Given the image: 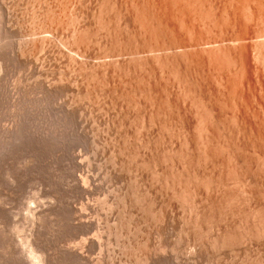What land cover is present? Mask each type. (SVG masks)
<instances>
[{
    "label": "rangeland",
    "instance_id": "obj_1",
    "mask_svg": "<svg viewBox=\"0 0 264 264\" xmlns=\"http://www.w3.org/2000/svg\"><path fill=\"white\" fill-rule=\"evenodd\" d=\"M62 1L0 0V20H2L0 21V264H32L35 258L36 261L37 258L46 259L47 264H249L256 260L264 264V233L259 235V239L242 241L233 248L212 249L206 244L202 246L198 240L196 243L192 229L189 228L191 225H187L191 217L188 207L173 197L172 187L165 186L164 181L160 179V175L165 171V174H168L172 170V161L178 163L175 159L180 151L187 150L184 142L189 145L187 147L190 152L194 151L190 153L194 155L191 156L193 159L199 155V149L196 150L198 139L196 137L200 126L199 105L196 107V104L191 102L192 96L191 98L189 94L187 96L184 89L185 84L189 85L191 82V77L193 80L198 79L203 88L205 86L204 89L209 91L214 108L216 107L215 114L218 117L217 122L214 123H217L215 125L218 128L215 129L213 140L221 144L228 143L230 137L232 140L235 139L233 140L235 144L248 140V138L244 140L246 137L242 138L241 133L234 131L233 126L242 119L236 116L237 113L239 116L242 113L241 116L247 123H251L252 132L260 129V136L264 138V0H188V2L177 0V3L175 0H168L169 3L166 1L168 4H164V0V3L159 0L162 5L164 4L163 8L168 7L167 9L171 11L170 20L177 18L176 14L181 11L177 15L180 21L177 19L171 21L175 25L177 42L181 41L178 44L188 48L184 51L180 50V54L178 51L174 54L178 53L177 60L182 64L179 68L181 66L186 68L188 64L183 65V63L186 60H189L186 63H191V59L192 65L189 64L183 69L196 70L189 71L191 77L188 74L186 77L184 74L183 76L182 73L186 71H179L176 64L173 68H178L174 70L179 71V74L181 72V76L174 75L171 71L173 69L171 66L174 64L171 63L170 66V62L168 64L165 60L162 67L163 64H159L163 62L160 55L164 57L159 50H156L154 55L155 51L145 49L146 54H144L141 48L142 55L139 50L141 47L139 39V42L136 40L138 43L135 41V45L139 44L138 55L141 54L143 57L141 58L143 62L138 61L141 65L138 62L139 66L135 64V58L131 54L127 55L122 51L124 57L119 55L115 47L118 43L114 45L115 43H112L114 41L110 42L112 36L107 35L108 32L112 34V28L115 26L111 28V24H108L110 27H101L96 18L101 0ZM177 10L179 12H175ZM161 11H165L162 6ZM53 12L60 13L61 18L58 15L59 19L51 18L56 17L52 15ZM69 12H74V15L77 12L76 16L79 12V15L83 12L81 17L78 16L79 23L77 19L76 24L71 22V25L68 24L67 18L72 15L69 16ZM122 14L126 15L123 11ZM123 16L120 15V23L127 18ZM73 25L75 28L84 26L83 28L89 32L96 30L97 34L87 40L88 42H84L86 45L82 43L76 46L71 34L75 29ZM122 26L118 31L126 30L125 26L122 30ZM39 39L40 41L43 39L42 43ZM31 42L34 45L33 43L30 45ZM132 47L136 48L134 44ZM104 48L108 51L106 52ZM98 50L106 52L105 56L107 55L106 58L110 60L102 55L103 51L101 54ZM127 51L130 50L127 48L125 52L128 53ZM153 55L157 58V62L154 57L150 58ZM233 55L235 57L239 55L240 59L236 58L238 62L241 57L243 58L240 66L238 62L236 65L234 63L230 65L231 61L226 62L229 60L228 56L232 59ZM101 59L102 61L106 59L108 63L100 64L101 61H98ZM95 64L98 65L97 69L94 67ZM114 64L121 65V68H116ZM166 66L171 67V70ZM90 69L93 70L94 76L99 72L97 76L88 73ZM180 77H185V83L182 82L183 78L180 82ZM146 85L154 89L155 100L152 99L153 97H147L146 92L142 91L147 88ZM234 115L238 119H235L236 123ZM236 126L238 128V123ZM229 131L234 134L231 135ZM235 134L238 137L234 138ZM236 139L240 143L236 142ZM258 140L257 143L253 141L254 146L260 144L259 150L264 151V143H260L262 139ZM258 145L257 148H260ZM254 149L251 148L256 153L250 149H248L250 152L246 150L249 157L246 156L253 161L251 169L257 168L254 167L257 166L255 160H258L257 158L262 160L260 157L264 154ZM222 152L219 157L217 156L220 160L214 164L216 166L204 162L207 164L205 165L202 161L197 163L198 166L195 165L196 160H193L197 172L199 171V174L202 172L204 175L212 173L213 177L220 175L222 179L228 178L227 172H231L230 161L226 157V152ZM251 152L261 156L255 158ZM168 157L172 161L170 158L167 159ZM153 158L156 164L154 167L150 165V160L153 161ZM200 163L205 165H202L204 168ZM147 164L150 165V170ZM178 164V168L181 169V164ZM153 168L159 175L157 180ZM251 169L248 174L251 172L254 174L255 170ZM258 170L261 169H256L257 178L262 175ZM249 176L256 179L255 174ZM228 179H224L225 182H229L224 184L225 187H221H224L223 190L220 188L222 194L234 193L237 189L234 182L231 184ZM257 180L260 183L259 178ZM259 183H257L259 186L262 185ZM261 187V189L256 188L262 191L263 185ZM168 188L171 190L169 191ZM134 196L135 198L141 196L138 197L141 199L145 197L146 202L150 200L151 205H154L153 213L163 206L169 213H166L165 218L164 216L161 219L154 218L153 213L151 215L147 211H142L144 207L140 203L137 204L139 201L134 199ZM237 199L242 206L239 196ZM235 200V204L232 205L239 209L240 205ZM241 206L240 208L244 207ZM235 216L228 215L224 222L218 223L220 227L214 226L211 232L217 233L218 230L221 232L225 225L238 224L242 217ZM235 218L236 220H233Z\"/></svg>",
    "mask_w": 264,
    "mask_h": 264
},
{
    "label": "bare ground",
    "instance_id": "obj_2",
    "mask_svg": "<svg viewBox=\"0 0 264 264\" xmlns=\"http://www.w3.org/2000/svg\"><path fill=\"white\" fill-rule=\"evenodd\" d=\"M64 1V0H63ZM62 1V2H63ZM80 1V0H79ZM86 1V0H85ZM92 1V0H91ZM159 1V0H158ZM158 1H155V0H101L100 2H99V12H98V14L96 15L97 17V19L99 20H97L98 21V23L100 24V26L101 27H105V28H107V27H110L108 24H111V28H112V26H115V27H113L112 29V34H111V32H110V34H109V32L107 33V35H109L108 37H110V36H112V38H111V41L110 42H112V41H114V42H112V43H115L114 45H116L117 43V45L119 46L118 48H117V45L115 46L116 47V49L118 50V53H120L119 55H122V51H124L123 53H125V54H131V56L132 57H134L135 58V61H136V63L135 64H137V62L139 61L140 63H141V61H142V59L141 58H143L142 56H141V54L140 55H138L139 53H140V51L142 50L141 48H143V51H144V54H146L145 53V49H147L148 51H155V53H154V55L156 54V50H159V52H160V54H163V57L164 58H162V55H160V57H161V59L163 60V62L161 63H159V64H163L162 65V67H164V60L166 61V63L168 62V64H169V62H170V66H171V63H173L174 65L173 66H171L172 68L175 66V64H176V66H178V68H179V66H180V64H181V62L180 61H178L177 59H179V57H178V53L180 52V50H182L183 49V51L185 50V49H187L188 47H184L185 45H180V44H178V42H177V38H176V30H175V25H174V23H172V21H174L175 19H177L178 18V14L181 12H179V10H177V11H175V12H179L178 14H176V17L177 18H175V19H169V15H171V11L169 10V9H167L168 7H166V9H165V7L163 8V5L164 4H168L169 2H168V0H164L165 1V3L163 2V0H162V2L164 3L163 5H162V3H161V1H159V3H161V5L158 3ZM168 3H167V2ZM170 1V0H169ZM176 1V3H177V0H175ZM182 1V0H181ZM185 1V0H184ZM187 2H188V0H186ZM207 1V0H206ZM210 1V0H209ZM263 1V0H262ZM67 2V1H66ZM69 3H70V1H68ZM73 2V1H72ZM203 2V4H204V1H202ZM96 3V2H95ZM173 3V2H172ZM175 3V2H174ZM179 3V2H178ZM181 3V2H180ZM179 3V4H180ZM184 3V2H183ZM183 3H181V4H183ZM210 3V2H209ZM208 3V4H209ZM33 4V3H32ZM58 4V3H57ZM61 4V3H60ZM171 4V3H170ZM186 4V3H185ZM212 4V3H211ZM59 5V4H58ZM64 6H65V3L63 4ZM67 5V4H66ZM69 5V4H68ZM78 5V4H77ZM175 5V4H174ZM161 6H162V9H164L165 11H161ZM165 6H168V5H165ZM178 6V5H177ZM199 6V5H198ZM201 6V5H200ZM255 6V5H254ZM53 7V6H52ZM66 7V6H65ZM182 7V6H181ZM189 7V6H188ZM195 7V6H194ZM202 7H204V6H202ZM208 7H209V5H208ZM54 8V7H53ZM57 8V7H56ZM172 8H173V6H172ZM176 8V7H175ZM178 8H179V6H178ZM183 8H185V7H183ZM196 8V7H195ZM198 8V7H197ZM205 8V7H204ZM203 8V9H204ZM211 8V7H210ZM226 8V7H225ZM62 9V8H61ZM66 9V8H65ZM70 9V8H69ZM78 9V8H77ZM92 9V8H91ZM180 9V8H179ZM209 9V8H208ZM212 9V8H211ZM50 10H51V8H50ZM79 10H81L82 11V9H80L79 8ZM52 11V10H51ZM67 11V10H66ZM72 11V10H71ZM122 11H123V13H124V15L125 16H123V14H122ZM183 11V10H182ZM200 11V10H199ZM218 11H219V9H218ZM46 12V11H45ZM50 12V11H49ZM48 12V13H49ZM94 12V11H93ZM92 12V13H93ZM96 12V11H95ZM185 12V11H184ZM202 13H203V10L201 11ZM211 13H212V11H210ZM1 13V12H0ZM63 13V12H62ZM74 12H72V13H68L69 14V16H70V14H72L69 18H67V16L65 17V18H67L68 20L67 21H69V23L68 24H70L71 25V23L72 24H76V20H77V23H79V21H80V17H81V15H82V13H81V15H79V13L77 14L78 16H80V17H78V16H76V13L77 12H75V15L73 14ZM111 13H112V15H111ZM205 13H206V10H205ZM50 14V13H49ZM59 14L60 13H52V15L53 16H55L56 15V17H51V18H54V20L56 19V18H58L57 17V15L59 16ZM109 14V15H108ZM184 14V13H183ZM67 15V14H66ZM120 15H122L123 17H126L127 16V18H122V19H124V24H122V21H121V23L119 22L120 21ZM43 16H44V14H43ZM48 16V15H47ZM46 16V17H47ZM61 16V15H60ZM59 16V18H61ZM85 16V15H84ZM93 16V15H92ZM174 16V15H173ZM172 16V17H173ZM182 16V15H181ZM185 16V15H184ZM183 16V17H184ZM201 16V15H200ZM210 16H212V15H210ZM209 16V17H210ZM217 16V15H216ZM233 16V15H232ZM78 17V18H77ZM83 17V16H82ZM223 17V16H222ZM8 18V17H7ZM33 18V17H32ZM45 18V17H44ZM58 18V19H59ZM63 18H64V16H63ZM85 18V17H84ZM95 18V17H94ZM181 19H184V18H182V17H180ZM179 18V19H180ZM186 18V17H185ZM212 18V17H211ZM230 18V17H229ZM235 18V17H234ZM47 19V18H46ZM82 19V18H81ZM91 19V18H90ZM93 19V18H92ZM210 19V18H209ZM223 19V18H222ZM221 19V20H222ZM228 19V18H227ZM226 18H225V20H227ZM60 20H62V19H60ZM178 20V19H177ZM176 20V21H177ZM224 20V19H223ZM0 21H2V20H0ZM6 21V20H5ZM39 21V20H38ZM86 21V20H85ZM90 21V20H89ZM178 21H180V20H178ZM182 21V20H181ZM229 21V20H228ZM58 22H59V20H58ZM64 22V21H63ZM71 22V23H70ZM183 22V21H182ZM212 22V21H211ZM9 23V22H8ZM8 23H7V25H8ZM46 23V22H45ZM60 23V22H59ZM65 23V22H64ZM92 23V22H91ZM114 25H113V24ZM204 23V22H203ZM238 23V22H237ZM43 24V23H42ZM51 24V23H50ZM120 24H121V26L122 25H124L125 26V29L126 30H124V26H122L123 28H121L122 30H124V32L123 31H118V29L121 27L120 26ZM182 24V23H181ZM226 24V23H225ZM1 25V24H0ZM5 25V24H4ZM3 25V26H4ZM45 25V24H44ZM79 25V24H78ZM87 25V24H86ZM107 25V26H106ZM216 25V24H215ZM229 25V24H228ZM41 26V25H40ZM59 26V25H58ZM74 26V28H75V25H73ZM77 26V25H76ZM99 26V25H98ZM182 26V25H181ZM195 26V25H194ZM221 26V25H220ZM225 26V25H224ZM232 26V25H231ZM6 27V26H5ZM84 27V26H83ZM83 27H79V28H73L74 29V31H72V36L74 37H72V36H70V37H72L74 40H73V42H76V46H77V44H82V43H84V42H86L87 40H90V39H92V37H93V35L94 34H97V33H95L96 32V30H95V32H89V30H87V29H85V28H83ZM96 27V26H95ZM100 27V28H101ZM185 27V26H184ZM237 27V26H236ZM10 28V27H9ZM82 28V29H81ZM220 28V27H219ZM218 28V29H219ZM3 29V28H2ZM5 29V28H4ZM96 29V28H95ZM98 29V28H97ZM102 29V28H101ZM110 29V28H109ZM225 29V28H224ZM228 29V28H227ZM240 29V28H239ZM243 29V28H242ZM94 30V29H93ZM182 30V29H181ZM110 31V30H109ZM194 31V30H193ZM106 32H107V30H106ZM8 33V32H7ZM11 33V32H10ZM183 33V32H182ZM216 33V32H215ZM239 33V32H238ZM237 33V34H238ZM180 34V33H179ZM4 35V34H3ZM11 35V34H10ZM106 35V34H105ZM106 35V36H107ZM230 35H232V34H230ZM242 35V34H241ZM6 35H4V37H5ZM106 36H104V37H106ZM7 37V36H6ZM94 37H95V35H94ZM195 37V36H194ZM231 37V36H230ZM40 38V37H39ZM43 38H45V37H43ZM71 38V39H72ZM228 38V37H227ZM234 38V37H233ZM235 38H236V36H235ZM3 39V38H2ZM36 39V38H35ZM94 39V38H93ZM105 39V38H104ZM108 38H106V40H107ZM113 39V40H112ZM138 39H139V41H138ZM239 39V38H238ZM9 40V39H8ZM45 40V39H44ZM48 40V39H47ZM140 43V45H141V47H139V44L137 45V41ZM178 40H179V38H178ZM181 40V39H180ZM228 40V39H227ZM30 41H32V40H30ZM33 41H34V39H33ZM39 41H40V39H39ZM38 41V42H39ZM41 41H43V39L41 40ZM40 41V42H41ZM135 41L137 42L136 43V45H135ZM261 41H262V39H261ZM3 42V41H2ZM88 42V41H87ZM96 42V41H95ZM100 42V41H99ZM108 42V41H107ZM181 42V41H180ZM179 42V43H180ZM234 42H236V41H234ZM4 43V42H3ZM25 43V42H24ZM33 42H31L30 43V45L32 44ZM36 43V42H35ZM42 43V42H41ZM90 43V42H89ZM111 43V44H112ZM256 43V42H255ZM262 43H263V41H262ZM261 43V44H262ZM75 44V43H74ZM85 44V43H84ZM83 44V45H84ZM108 44V43H107ZM110 44V45H111ZM133 44H134V46H136V48L134 49L132 46H133ZM187 44V43H186ZM199 44V43H198ZM258 44V43H257ZM4 45V44H3ZM24 45V44H23ZM32 45H34V43L32 44ZM40 45V44H39ZM38 45V46H39ZM86 45V44H85ZM100 45V44H99ZM113 45V44H112ZM188 45V44H187ZM193 45V44H192ZM233 45V44H232ZM29 46V45H28ZM36 46H37V44H36ZM121 46V47H120ZM246 46V45H245ZM33 47V46H32ZM83 47V46H82ZM111 46H109V48H110ZM138 47H139V50L140 51H138ZM203 47V46H202ZM263 47V46H262ZM25 48V47H24ZM28 48V47H27ZM86 48V47H85ZM84 48V49H85ZM88 48V47H87ZM103 48V47H102ZM106 48V47H105ZM105 48H104V50H105ZM112 48V47H111ZM114 48V47H113ZM127 48L131 51H134V52H132L131 51V53H130V51L128 52V53H126L125 51L127 50ZM131 48H133V49H131ZM207 48V47H206ZM218 48V47H217ZM234 48V47H233ZM23 49V48H22ZM29 49V48H28ZM27 49V50H28ZM108 49V48H107ZM115 49V50H116ZM193 49V48H192ZM208 49V48H207ZM230 49H232L231 47H230ZM261 49V48H260ZM19 50V49H18ZM26 50V49H25ZM26 50V51H27ZM86 50V49H85ZM111 50V49H110ZM198 50V49H197ZM211 50V49H210ZM30 51V50H29ZM99 51V50H98ZM103 50H101V52H102ZM106 51V50H105ZM108 51V50H107ZM106 51V52H107ZM120 51V52H119ZM143 51H141V53L143 52ZM148 51H146V52H148ZM178 51V53L175 55L174 53H176ZM193 51V50H192ZM231 51V50H230ZM5 52V51H4ZM100 52V51H99ZM100 52V53H101ZM104 52V51H103ZM106 52H104V54H102L105 58L106 57H108L107 55L105 56V54H106ZM112 51H110V53H111ZM114 52H117V51H114ZM158 52V51H157ZM158 52V53H159ZM162 52V53H161ZM165 52V53H164ZM216 52V51H215ZM228 52V51H227ZM258 52V51H257ZM261 52V51H260ZM31 53V52H30ZM96 53V52H95ZM109 53V54H110ZM157 53V54H158ZM167 53V55H164V54H166ZM181 53V52H180ZM179 53V54H180ZM199 53V52H198ZM197 53V54H198ZM21 54V53H20ZM63 54V53H62ZM99 54V53H98ZM117 54V53H116ZM184 54H187V53H184ZM183 54V55H184ZM211 54V53H210ZM246 54V53H245ZM16 55V54H15ZM14 55V56H15ZM110 55H112V54H110ZM114 55V54H113ZM124 55V54H123ZM122 55V57H124ZM126 55V56H127ZM142 55H143V53H142ZM147 55H150V54H147ZM151 56L150 58H152V57H154L155 58V56ZM202 55V54H201ZM241 55V54H240ZM40 56V55H39ZM125 56V57H126ZM130 56V57H131ZM139 56H141V57H139ZM21 57V56H20ZM31 57V56H30ZM101 57V56H100ZM144 57H145V55H144ZM156 57H157V55H156ZM160 57H158V58H160ZM232 57V56H231ZM241 57V56H240ZM257 57V56H256ZM11 58V57H10ZM102 58V57H101ZM111 58V57H110ZM127 58V57H126ZM186 58V57H185ZM192 59H194V57H191ZM223 58V57H222ZM234 58V59H233ZM236 58H239V55H238V57H235V55H233V57H232V59L231 58H229V56H228V61H226V62H229L230 63V61H231V63H230V65H232V63H234L235 65H236V62H238L237 60L238 59H236ZM28 59V58H27ZM63 59V58H62ZM100 59V58H99ZM107 59V58H106ZM106 59H105V61H102V59L101 60H99L98 62H100L101 61V63L100 64H105L104 62H106ZM109 59V58H108ZM107 59V60H108ZM128 59H129V57H128ZM127 59V60H128ZM186 59H189V58H186ZM185 59V60H186ZM210 59V58H209ZM225 59H227V58H225ZM240 59V58H239ZM242 57H241V60H239V66H240V61H242ZM10 60V59H9ZM23 60V59H22ZM39 60V59H38ZM74 60V59H73ZM110 60V59H109ZM117 60V59H116ZM124 60V59H123ZM122 60V61H123ZM131 60V59H130ZM155 60H156V62H157V58H155ZM160 60V59H159ZM168 60H170V61H168ZM185 60H184V62H185ZM202 60V59H201ZM216 60V59H215ZM111 61H113V60H111ZM118 61V60H117ZM132 61H133V58H132ZM131 61V62H132ZM182 61V60H181ZM189 61V60H188ZM187 60H186V62H188ZM204 61V60H203ZM249 61V60H248ZM116 62V61H115ZM115 62H113V63H115ZM124 62V61H123ZM134 62V61H133ZM138 62V63H139ZM143 62V61H142ZM183 62V61H182ZM183 63V65H186V64H191L192 63V61H191V59H190V62L191 63ZM216 62V61H215ZM224 62V61H223ZM244 62V64H245V60L243 61ZM81 63V62H80ZM84 63V62H83ZM106 63H108V61L106 62ZM121 63V62H120ZM139 63V64H140ZM148 63V62H147ZM165 63V64H166ZM210 63V62H209ZM225 63V62H224ZM228 63V64H229ZM237 63V64H238ZM1 64V63H0ZM6 64V63H5ZM29 64V63H28ZM94 64V63H93ZM96 64H97V62H96ZM95 64V66L94 67H96V66H98V65H96ZM99 64V63H98ZM112 64V63H111ZM122 64V63H121ZM134 64V63H133ZM139 64H137L138 66H139ZM142 64H144V63H142ZM149 64V63H148ZM168 64H166V65H168ZM179 64V65H178ZM195 65H196V63H194ZM84 65H85V63H84ZM89 65V64H88ZM116 65H118L117 64V62H116ZM115 64H114V66H116ZM120 65V64H119ZM129 65V64H128ZM141 65V64H140ZM182 65V64H181ZM188 65H186V68H187V66ZM192 65V64H191ZM190 65V66H191ZM226 65V64H225ZM79 66V65H78ZM85 66H87V65H85ZM93 66V65H92ZM101 66V65H100ZM105 66V65H104ZM121 66V65H120ZM120 66H116V68L118 67H120ZM125 66V65H124ZM137 66V67H138ZM169 66V65H168ZM168 66H166L167 68H168V70H171V67L169 68ZM175 66V67H176ZM197 66H199L198 64H197ZM197 66H196V68H197ZM241 66H243L242 64H241ZM54 67V66H53ZM82 67H83V65H82ZM81 67V68H82ZM107 67V66H106ZM111 67H113V66H111ZM133 67H135V65L133 66ZM149 67V66H148ZM181 67H183V66H181ZM179 68V71H186L185 73L183 72L182 73V75L184 74L185 75V77H186V74H191V72H189V71H192V70H183V69H186L185 67L184 68ZM192 67V66H191ZM201 67V66H200ZM200 67H198V68H200ZM223 67V66H222ZM235 67V66H234ZM1 68V67H0ZM8 68V67H7ZM79 68V67H78ZM89 68H91V66L89 67ZM93 68V67H92ZM98 67H96V69H97ZM101 68V67H100ZM115 67H113V69H114ZM121 68V67H120ZM139 68V67H138ZM143 68V67H142ZM158 68H159V66H158ZM178 68L177 69H175V68H173L171 71H173L174 72V75L175 74H178V75H176V76H179L180 74H181V72H180V74H179V71H176L175 72V70H178ZM192 68H194V67H192ZM192 68H190V69H192ZM219 68V67H218ZM95 69V68H94ZM101 69H104V68H101ZM100 69V70H101ZM108 69V68H107ZM109 69H110V67H109ZM135 69V68H134ZM162 69V68H161ZM175 69V70H174ZM242 70H244L243 68H241ZM246 69V68H245ZM79 70V69H78ZM87 70H88V68L86 67V72H87ZM91 70V71H90ZM89 71H88V73L90 72L91 73V75L92 76H94L93 74H92V69H90ZM105 70V69H104ZM117 70V69H116ZM140 70V69H139ZM227 70V69H226ZM225 70V71H226ZM84 71H85V68H84ZM106 71V70H105ZM109 71V70H108ZM110 71H111V69H110ZM109 71V72H110ZM120 71V70H119ZM136 71V70H135ZM193 71H194V69H193ZM192 71V72H193ZM196 71V70H195ZM194 71V72H195ZM39 72V71H38ZM83 72V71H82ZM98 72V71H97ZM103 72V71H102ZM126 72V71H125ZM178 72V73H177ZM244 72V71H243ZM99 73V72H98ZM97 73V74H98ZM100 73H101V71H100ZM120 73V72H119ZM153 73V72H152ZM225 73H227V72H225ZM87 74V73H86ZM95 74V73H94ZM97 74L95 75V76H97ZM172 74V73H171ZM198 74H199V72H198ZM205 74V73H204ZM60 75V74H59ZM90 75V76H91ZM101 75V74H100ZM108 75V74H107ZM140 75V74H139ZM183 75V76H184ZM188 75H187V78H188ZM192 75V74H191ZM200 75V74H199ZM207 75V74H206ZM238 75V74H237ZM65 76V75H64ZM88 76V75H87ZM90 76H89V78H90ZM91 76V77H92ZM94 76V77H95ZM106 76V75H105ZM149 76V75H148ZM161 76V75H160ZM181 76V75H180ZM190 76V75H189ZM230 76V75H229ZM256 76V75H255ZM94 77H93V79H94ZM185 77H180V82H181V78H183V80H182V82H184L185 83ZM191 77V76H190ZM200 77V76H199ZM98 78V77H97ZM101 78H102V76H101ZM107 78V77H106ZM122 78V77H121ZM226 78V77H225ZM234 78V77H233ZM239 78V77H238ZM246 78V77H245ZM185 79V80H184ZM216 79V78H215ZM236 79V78H235ZM242 79V78H241ZM25 80V79H24ZM189 80V79H188ZM227 80V79H226ZM257 80V79H256ZM229 81V80H228ZM99 82V81H98ZM102 82H104V81H102ZM187 82H189V81H187ZM208 82V81H207ZM250 82V81H249ZM14 83V82H13ZM105 83V82H104ZM183 83V84H184ZM201 83V82H200ZM222 83V82H221ZM227 83V82H226ZM229 83V82H228ZM227 83V84H228ZM238 83V82H237ZM102 84V83H101ZM188 84V83H187ZM187 84H185L186 86H185V94L188 96V94H189V97L190 96H192V98H191V102H193V103H195L196 104V107L199 105V109L198 110H200V113L198 114L199 115V119H200V126H198L199 127V134H198V136L196 137V138H198L197 139V148H196V150L197 149H199V155H198V153H196L198 156H197V158H195V159H193L191 156H194V155H191L190 153H194V151L192 150V152H190L189 150H188V148L189 147H187V146H189L188 144H186L187 142H184L185 143V145H187V146H185L186 148H187V150L185 149V147H184V149L187 151H180V154L179 155H177V158L175 159L178 163H180L181 164V169H180V167L178 168V166H179V164L178 163H176L175 161H172L171 160V158L170 157H168L167 159H169L170 158V160L172 161H170L172 164H171V171L168 173V171H167V173L168 174H165L166 173V171H165V173H163L162 175H160L161 177H160V179H162V181H164V184H165V186H171L172 187V191H173V197H175V198H177L180 202H182L183 204H185L186 205V207H188V211H190V213L191 214H189L191 217H190V221H188L187 223V225L189 226V225H191V227H189L190 229H192V234H193V239L194 240H196V243L199 241V244H201L202 243V246L204 245L205 246V244H206V246L207 247H210V248H212V249H219V248H221L222 249V247H229V248H233V246H236V244L237 245H239V243H241L242 241H245V240H253V238H258L259 237V235L260 234H262V233H264V192H263V190H264V151L263 150H259V149H261V147H260V144L258 145V147H260V148H257V145H255L254 146V142L253 141H256V143H257V141L259 142V140L258 139H262V141H260V143L261 144H263L264 142H263V139L264 138H261V136H260V134H261V132L258 130H254L253 132H252V127L250 126V124L251 123H247V121H246V119H244L242 116H241V114L242 113H240V116H239V114L237 113H235L236 114V116L237 117H241L240 119V123L237 121L238 119H237V117L234 115L233 116V118H234V120L235 119H237V120H235V123H236V121H237V123H238V128H237V123H236V125H235V123H234V125L235 126H233V127H235L234 129V131H236L237 133H241L242 135H243V137L242 138H244V137H246L244 140H246L247 138H248V140H246V141H240L241 142V144H235V143H233V140L235 141V139H233L232 140V138L230 137L232 134H234V132L231 134L230 132L231 131H229V133L231 134V135H228V137H230L231 138V140H230V138H228L229 139V141H227L228 143L230 142V144H228V143H223V144H221V143H219V142H217L216 140H213V138L215 137L214 135L216 134V125L215 124H217V123H214V122H217L216 120H217V117L218 116H216L217 114H215V108H214V102H212V100H211V95L210 94H208V92L209 91H206V89H204L205 88V86H204V88H203V85L201 86L200 84H199V82H198V79L197 80H193L192 79V77H191V82L189 83V85H187ZM218 84V83H217ZM226 84V85H227ZM236 84V83H235ZM234 84V85H235ZM243 84V83H242ZM64 85V84H63ZM121 85V84H120ZM148 85V84H147ZM146 85V86H147ZM150 85V84H149ZM156 85V84H155ZM207 85V84H206ZM237 85V84H236ZM127 86V85H126ZM223 86H225V85H223ZM239 86V85H238ZM14 87V86H13ZM94 87V86H93ZM231 87V86H230ZM244 87V86H243ZM242 87V88H243ZM255 87V86H254ZM50 88V87H49ZM91 88V87H90ZM97 88V87H96ZM99 88V87H98ZM140 88V87H139ZM138 88V89H139ZM159 88V87H158ZM221 88V87H220ZM223 88V87H222ZM227 88V87H226ZM237 88V87H236ZM123 89V88H122ZM163 89V88H162ZM173 89V88H172ZM208 89V88H207ZM116 90V89H115ZM134 90V89H133ZM236 91H237V89H235ZM234 90V91H235ZM245 90V89H244ZM249 90V89H248ZM142 91H144V92H146L145 93V95L148 97L149 96V98L150 97H153L152 99H154V98H156V96H155V94H154V89L152 88V86H147V88H144ZM172 91V90H171ZM183 91V90H182ZM232 91H233V89H232ZM263 91V90H262ZM132 92V91H131ZM212 92V91H211ZM210 92V93H211ZM245 92V91H244ZM115 93H117V92H115ZM138 93H139V90H138ZM235 93V92H234ZM92 94V93H91ZM126 94H127V92H126ZM136 94V93H135ZM142 94V93H141ZM144 94V93H143ZM191 94V95H190ZM125 95V94H124ZM210 95V96H209ZM218 95V94H217ZM155 96V97H154ZM162 96V95H161ZM160 96V97H161ZM233 96H235V94L233 95ZM124 97V96H123ZM181 97V96H180ZM184 97V96H183ZM127 98V97H126ZM130 98V97H129ZM158 98H159V95H158ZM157 98V99H158ZM168 98V97H167ZM214 98V97H213ZM212 98V99H213ZM236 98V97H235ZM141 99V98H140ZM221 99V98H220ZM134 100V99H133ZM151 100V99H150ZM155 100V99H154ZM160 100V99H159ZM216 100V99H215ZM214 100V101H215ZM259 100V99H258ZM120 101V100H119ZM180 101V100H179ZM178 101V102H179ZM234 101V100H233ZM147 102V101H146ZM158 102V101H157ZM216 102V101H215ZM241 103H242V101H240ZM66 103V102H65ZM152 103V102H151ZM159 103H160V101H159ZM175 103V102H174ZM219 103V102H218ZM234 103V102H233ZM232 103V104H233ZM245 103V102H244ZM243 103V104H244ZM133 104V103H132ZM156 104V103H155ZM172 104H173V102H172ZM177 104V103H176ZM231 104V105H232ZM248 104V103H247ZM122 105V104H121ZM157 105V104H156ZM160 105V104H159ZM163 105V104H162ZM175 105V104H174ZM173 105V106H174ZM168 106V105H167ZM166 106V107H167ZM176 106V105H175ZM179 106V105H178ZM242 106V105H241ZM116 107V106H115ZM195 107V106H194ZM223 107H224V105H223ZM237 107V106H236ZM239 107V106H238ZM252 107V106H251ZM123 108V107H122ZM174 108V107H173ZM173 108H171V109H173ZM220 109V108H219ZM13 110V109H12ZM157 110V109H156ZM160 110H161V108H160ZM174 111H175V109H173ZM237 110V109H236ZM241 110V109H240ZM239 110V111H240ZM170 111V110H169ZM174 111H172V112H174ZM181 111V110H180ZM190 111V110H189ZM255 111V110H254ZM177 112V111H176ZM196 112V113H197ZM157 113V112H156ZM178 113V112H177ZM176 113V114H177ZM246 113H248V112H246ZM118 114V113H117ZM179 114H180V112H179ZM244 114V113H243ZM93 115V114H92ZM151 116V115H150ZM173 116V115H172ZM177 116H178V114H177ZM182 116V115H181ZM263 116V115H262ZM119 117V116H118ZM149 117V116H148ZM153 117V116H152ZM168 117V116H167ZM198 117V116H197ZM236 117V118H235ZM244 117H245V115H244ZM146 118V117H145ZM228 118V117H227ZM247 118V117H246ZM250 118V117H249ZM125 119V118H124ZM143 119V118H142ZM152 119H154V117L152 118ZM175 119V118H174ZM248 119V118H247ZM4 120V119H3ZM149 120H150V117H149ZM148 120V121H149ZM233 120V119H232ZM185 121V120H184ZM187 121V120H186ZM219 121V120H218ZM257 121V120H256ZM263 122V121H262ZM20 123V122H19ZM143 123V122H142ZM149 123V122H148ZM159 123V122H158ZM165 123V122H164ZM114 125V124H113ZM187 125V124H186ZM189 125V124H188ZM198 125V124H197ZM252 125H253V123H252ZM263 125H264V123H263ZM116 126V125H115ZM166 126V125H165ZM229 126V125H228ZM197 127V128H198ZM254 127V126H253ZM256 127V126H255ZM254 127V128H255ZM264 127V126H263ZM4 128V127H3ZM218 128V127H217ZM226 128V127H225ZM232 128V127H231ZM259 128V126L258 127H256V129H258ZM216 129V130H215ZM237 129V130H236ZM219 130V129H218ZM248 130V131H247ZM20 131V130H19ZM183 131V130H182ZM195 131V130H194ZM233 131V130H232ZM122 132V131H121ZM260 132V133H259ZM5 133H6V131H5ZM4 133V134H5ZM228 133V132H227ZM228 133V134H229ZM236 133V134H237ZM179 134V133H178ZM234 135V138H236L235 136H237L238 137V135ZM240 134V135H241ZM181 136H183V135H181ZM189 136V135H188ZM217 136V135H216ZM224 136V135H223ZM257 137V138H254V137ZM259 136V137H258ZM184 137H185V135H184ZM227 137V136H226ZM263 137H264V135H263ZM186 138V137H185ZM254 138V139H253ZM2 139V138H1ZM215 139V138H214ZM217 139V138H216ZM224 139V138H223ZM240 140H241V138H239ZM251 139V140H250ZM129 140V139H128ZM182 140V139H181ZM184 140V139H183ZM196 140V139H195ZM218 140V139H217ZM149 141V140H148ZM216 141V142H215ZM231 141H232V143H231ZM239 142V140L238 139H236V142ZM145 142V141H144ZM239 142V143H240ZM142 143V142H141ZM189 143V142H188ZM255 143V144H256ZM108 144V143H107ZM146 144V143H145ZM195 144H196V142H195ZM251 144V146H249ZM12 145V144H11ZM141 145V144H140ZM148 145V144H147ZM181 145H183V143H181ZM181 145H180V148H181ZM137 146V145H136ZM143 146H145V145H143ZM262 146V145H261ZM2 147V146H1ZM254 147L256 148V149H254ZM263 147V146H262ZM134 148V147H133ZM142 148V147H141ZM179 148V149H180ZM251 148L252 149H254V150H259L260 151V153L261 152H263L262 154V157H260L261 155L260 154H254V153H256V151H253V150H251ZM264 148V147H263ZM12 149V148H11ZM146 149V148H145ZM144 149V150H145ZM192 149V148H191ZM248 149H250L251 151H253V152H251L252 153V155L254 154V157L256 158L258 155V157H260V158H262V160H259V158H257L258 160H255V158L253 159V160H255V162L257 163V166H254L255 168L257 167L258 169H261V171H263L262 173H261V171H259L258 170V172L260 173V174H262L261 176L263 177V179H262V177L261 176H259L258 178H259V180H260V183H259V181L257 180L258 178H257V175H258V173L256 172V169H254V168H252V169H254L255 170V172H254V174L256 175L255 177H256V179L255 178H253V177H251V176H249V174H252V176L254 175L253 174V172H251V173H249L248 174V172H249V170L251 169V165L253 164V161H251V159L250 158H248L249 157V155H247V152H250V150H248ZM137 150V149H136ZM246 150H247V152H246ZM6 151V150H5ZM189 151V152H188ZM198 151V150H197ZM226 152V157H227V159H229V161L231 162H229V164H230V170H231V172L229 171V173L231 174H229L227 171V174H228V178H229V176H230V181L232 182L231 184H233V182H234V184L237 186V189L236 190H238V192L235 190V192L234 193H229V192H224V194H222V192H221V190H220V188L222 187V186H224L225 187V183L226 182H229V181H224V179H228V178H224V179H222V177H220V175L219 176H217V177H213L211 174H203L202 172H201V174H199L198 172H197V170L195 169L196 168V164L197 163H199V162H206L207 164H212V165H214L218 160H220V158L218 159V157H219V154H221V152ZM135 152V151H134ZM167 152V151H166ZM174 152H176V151H174ZM222 152V153H223ZM133 153V152H132ZM161 153V152H160ZM163 153V152H162ZM169 153V152H168ZM173 153V152H172ZM178 153V152H177ZM176 153V154H177ZM251 153H250V155H251ZM259 153V152H258ZM5 154V153H4ZM6 155V154H5ZM158 155V154H157ZM166 155V154H165ZM171 155V154H170ZM173 155V154H172ZM171 155V156H172ZM175 155V154H174ZM189 155V156H188ZM248 157H247V156ZM127 156V155H126ZM164 156V155H163ZM162 156V157H163ZM176 156V155H175ZM186 156H188V157H186ZM218 156V157H217ZM223 156V155H222ZM1 157H2V155H1ZM109 157V156H108ZM186 157V158H185ZM119 158V157H118ZM188 158V159H187ZM225 158V157H224ZM253 158V157H252ZM158 159V158H157ZM160 159V158H159ZM166 159V157H164V160ZM172 159H174V157L172 158ZM161 160V159H160ZM193 160H196V163H195V165H193L194 164V162H192ZM151 162H153V163H151L150 162V165H153V167H154V165H156L155 164V159L153 158V161L152 160H150ZM157 161V160H156ZM162 161H163V158H162ZM161 161V162H162ZM168 161V160H167ZM187 161V162H186ZM160 162V161H159ZM164 162V161H163ZM162 162V163H163ZM173 162L174 163H176V164H173ZM208 162H210V163H208ZM251 162H252V164H251ZM167 163V162H166ZM256 163L254 164V165H256ZM159 164V163H158ZM161 164V163H160ZM201 164V166L202 165H204V164H202V163H200ZM207 164H205V165H207ZM218 164V163H217ZM227 164V163H226ZM228 164V165H229ZM231 164H233V166L231 165ZM144 166H145V164H143ZM148 165V167L150 166L149 164H147ZM163 165H166L165 163H163ZM192 165H193V167H192ZM198 166H199V164H197ZM204 165V166H205ZM219 165V164H218ZM177 166V167H176ZM195 166V167H194ZM200 166V167H201ZM214 166H216V165H214ZM224 166V165H223ZM155 167H158V166H155ZM203 167V166H202ZM206 167H208V166H206ZM168 168V167H167ZM204 168V167H203ZM143 169V168H142ZM154 169V168H153ZM212 169V168H211ZM224 169V168H223ZM251 169V170H252ZM149 170H150V167H149ZM158 170V169H157ZM162 171H163V169H161ZM169 170H170V168H169ZM220 170V169H219ZM222 170V169H221ZM152 171H154L153 172V174H154V177H155V179L156 178H159V175L158 174H156V172H155V169L154 170H152ZM160 171V170H159ZM253 171V170H252ZM161 173V172H160ZM159 173V174H160ZM219 173V172H218ZM257 173V174H256ZM151 174V173H150ZM227 174H226V176H227ZM259 174V175H260ZM123 175V174H122ZM152 175V174H151ZM156 175H158V177H156ZM218 175V174H217ZM223 175V174H222ZM152 177H153V175H152ZM261 177V178H260ZM105 179V178H104ZM228 179V180H229ZM157 180V179H156ZM159 180V179H158ZM257 183H259V184H262L263 185V189H262V191L260 190L262 187V185H258ZM256 184L258 185V186H256ZM228 186V185H227ZM234 186V185H233ZM257 188H259L260 187V189H257ZM170 187V188H171ZM223 187V188H224ZM141 188V187H140ZM223 188H221L222 190H223ZM169 189V188H168ZM138 190V189H137ZM171 189H169V191H170ZM171 191V192H172ZM234 191V190H233ZM263 192V193H262ZM135 193V192H134ZM138 194V193H137ZM221 194V195H220ZM170 195H171V193H170ZM143 196V195H142ZM172 196V195H171ZM237 196H239V198H240V201H241V204L243 203V205L241 206L240 205V202L238 201V199H237ZM138 197H141V196H138ZM137 197V198H138ZM166 197V196H165ZM170 197V196H169ZM172 197V199L174 200L175 198H173ZM134 199H136L137 201H139L137 204H141L144 208H142V211L144 210V211H147L149 214H151L152 215V206H154V205H151V201L149 202V201H147L146 202V200H144V198L142 197V199L146 202V204L145 205H143L145 202H143V200L141 199V198H135V196L133 197ZM133 199V200H134ZM140 199V200H139ZM235 199H237V201H238V204L241 206V207H243V208H240V206H239V209H237V207L236 206H233L232 204L234 203L235 204V202H234V200ZM136 200H134L135 202H137ZM142 200V201H141ZM143 202V203H141V202ZM175 201H177L176 199H175ZM236 201V200H235ZM236 201V202H237ZM3 202V201H2ZM158 202V201H157ZM163 202V201H162ZM158 203H160V202H158ZM177 203H178V201H177ZM176 203V204H177ZM181 203V204H182ZM165 204V203H164ZM237 204V205H238ZM140 205V206H141ZM184 205V206H185ZM141 206V207H142ZM160 207H162V206H160ZM233 207H235V208H233ZM31 212V211H30ZM146 212V213H147ZM166 213H169V212H167V209L165 208V206H163L162 208H160V209H158V211L156 210V212L155 213H153V217L154 218H157V219H161V218H163V216H164V218H165V216H166ZM189 213V212H188ZM240 214V216L239 215H236V216H239V217H242L239 221H238V224H231V225H225L224 227H223V229H222V231L221 232H219V230H218V232L217 233H212L211 231H213L212 230V228L214 227V226H216V225H218L219 227H220V225L218 224V223H220L221 224V222H224L225 221V219H226V217L228 216V215H231L232 217H233V215L235 216V214ZM137 214V213H136ZM171 214V213H170ZM131 215V214H130ZM168 215V214H167ZM188 215V216H189ZM170 216V215H169ZM235 216V217H236ZM168 217V216H167ZM238 217V218H239ZM133 218V217H132ZM148 218V217H147ZM185 218V217H184ZM189 218V217H188ZM228 218H230V217H228ZM156 219V220H157ZM153 220V219H152ZM155 220V221H156ZM174 220V219H173ZM186 220V219H185ZM229 220V219H228ZM233 220H236V218L235 219H233ZM159 221V220H158ZM165 221V220H164ZM187 221V220H186ZM227 221V220H226ZM161 222V221H160ZM231 222V221H230ZM173 223V222H172ZM190 223V224H189ZM233 223V222H232ZM236 223V222H235ZM223 225V224H222ZM141 227V226H140ZM188 228V229H189ZM168 229V228H167ZM189 229V230H190ZM217 229V228H216ZM220 229V228H219ZM159 230V229H158ZM190 232V231H189ZM216 232V231H215ZM139 234V233H138ZM137 234V235H138ZM263 235V234H262ZM262 235L260 236V237H262ZM192 236V235H191ZM188 238H190L189 236H188ZM31 239V238H30ZM175 239V238H174ZM259 239V238H258ZM198 240V241H197ZM246 241V242H247ZM28 242V241H27ZM26 242V243H27ZM110 242V241H109ZM193 242H195V241H193ZM251 244V243H250ZM23 245V244H22ZM244 245H245V243H244ZM243 245V246H244ZM11 246V245H10ZM16 246V245H15ZM200 246V245H199ZM198 246V247H199ZM162 247V246H161ZM8 248V247H7ZM201 248V247H200ZM31 249V248H30ZM147 249V248H146ZM192 249V248H191ZM194 249V248H193ZM240 249V248H239ZM245 249V248H244ZM202 250V249H201ZM123 251V250H122ZM194 251V250H193ZM196 253V252H195ZM220 253V252H219ZM234 253V252H233ZM194 254V253H193ZM32 255V254H31ZM37 256V255H36ZM44 256V255H43ZM53 256V255H52ZM32 257V256H31ZM250 257V256H249ZM32 259V258H31ZM237 260V259H236ZM31 261V260H30ZM35 262L34 263H32V264H47L48 262L46 261V259L45 260H41V258L40 259H38L37 258V261H36V258H35V260H34ZM250 261V260H249ZM29 263V262H28ZM238 264V263H237ZM249 264H260V262H258L257 260H256V262H249Z\"/></svg>",
    "mask_w": 264,
    "mask_h": 264
}]
</instances>
